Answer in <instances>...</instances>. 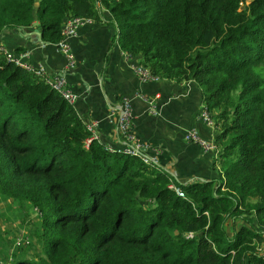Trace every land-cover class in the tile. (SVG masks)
Returning a JSON list of instances; mask_svg holds the SVG:
<instances>
[{"label":"trees","instance_id":"1","mask_svg":"<svg viewBox=\"0 0 264 264\" xmlns=\"http://www.w3.org/2000/svg\"><path fill=\"white\" fill-rule=\"evenodd\" d=\"M244 1L0 0V32L36 17L51 43L106 9L125 55L201 87L220 149L219 178L176 182L180 197L162 168L88 141L73 105L0 50V196L39 211L41 250L2 264H264V0Z\"/></svg>","mask_w":264,"mask_h":264},{"label":"crops","instance_id":"2","mask_svg":"<svg viewBox=\"0 0 264 264\" xmlns=\"http://www.w3.org/2000/svg\"><path fill=\"white\" fill-rule=\"evenodd\" d=\"M102 17L100 21L82 23L76 36L69 39L75 60L71 68L55 42L42 38L40 43L30 33L40 30L36 17L30 26L1 31L0 45L16 55L26 53L21 60L43 69L49 76H63L74 94L72 105L78 116L84 123L96 124L97 140L106 147L117 149L127 145L116 129V116L121 99L128 97L133 135L144 146L143 154L155 158L157 166L171 175L173 183L218 179L220 174L214 166L220 149L203 150L184 139L185 132L193 128L201 138L213 143L219 132L214 122L208 124L199 115L204 106L201 87L194 80L141 81L133 70L141 57H127L123 53L115 40L112 16L103 9Z\"/></svg>","mask_w":264,"mask_h":264},{"label":"built area","instance_id":"3","mask_svg":"<svg viewBox=\"0 0 264 264\" xmlns=\"http://www.w3.org/2000/svg\"><path fill=\"white\" fill-rule=\"evenodd\" d=\"M90 21L89 19L83 17H70L64 21L62 31H61V38L55 42L58 50L63 53L67 58V66L71 68L75 64L74 56L70 49L69 39L73 36H76L77 28L84 22ZM0 50L5 55L8 61L13 62L14 64L28 70L34 72L36 75L43 78L44 82L55 90L58 94H60L66 101L69 103H73L74 94L73 92L67 87V83L65 78L61 75H54L49 76L47 75L43 69L41 68H34L29 64H26L21 60L22 57H26L27 54H19L16 55L12 52L7 51L6 49L2 48L0 45ZM127 57H131L126 55ZM135 74L141 81H148V80H158L157 77L153 76L147 69H145L140 64H136L133 67ZM114 111V110H113ZM117 113V112H116ZM201 118L206 121L208 124H212L213 120L210 117L209 111L204 105L202 110L200 111ZM116 116V114H115ZM131 119H132V106L131 101L128 97H123L121 99V103L119 105V113L116 116V129L120 137L126 142V146L117 149H108L110 150H117L121 151L125 154L135 155L140 157L145 163H152L157 166V160L155 158H151L145 154H143L144 146L135 138L132 133V126H131ZM86 128L91 132V137L88 141L92 138L97 139V133L95 131V123H85ZM185 141H191L198 144L203 150H209L216 148L215 143H211L203 138L197 133L195 129H188L184 134ZM169 188L172 189L178 196L185 197L184 191L180 189L177 185L173 182L169 184ZM37 213L40 215L39 211L35 208ZM191 235V234H190ZM189 235V236H190ZM31 242L30 238L25 234L22 233L21 235H17L13 241V247H19L22 245L29 244Z\"/></svg>","mask_w":264,"mask_h":264},{"label":"rangeland","instance_id":"4","mask_svg":"<svg viewBox=\"0 0 264 264\" xmlns=\"http://www.w3.org/2000/svg\"><path fill=\"white\" fill-rule=\"evenodd\" d=\"M250 0H245L240 4L242 9ZM242 221H237L236 226H239ZM39 227V214L36 215L34 209L21 203L19 200L5 198L0 196V264L8 261L10 253L14 252L13 240L15 236L25 233L31 240L27 246L15 250L23 252L28 250V254L34 251L40 252V245L35 244L34 231ZM231 229L229 227L230 232ZM260 252H264V243L259 247Z\"/></svg>","mask_w":264,"mask_h":264},{"label":"water","instance_id":"5","mask_svg":"<svg viewBox=\"0 0 264 264\" xmlns=\"http://www.w3.org/2000/svg\"><path fill=\"white\" fill-rule=\"evenodd\" d=\"M31 34H35L37 36V39L40 43H43L42 41V33L38 29H34L33 31L30 32Z\"/></svg>","mask_w":264,"mask_h":264}]
</instances>
